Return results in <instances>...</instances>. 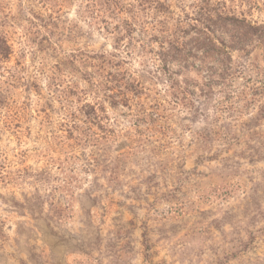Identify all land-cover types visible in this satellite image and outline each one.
Instances as JSON below:
<instances>
[{
	"label": "rangeland",
	"instance_id": "rangeland-1",
	"mask_svg": "<svg viewBox=\"0 0 264 264\" xmlns=\"http://www.w3.org/2000/svg\"><path fill=\"white\" fill-rule=\"evenodd\" d=\"M108 5L0 0V264H264L261 51L209 103L172 102L136 61L141 90L121 94L68 61L113 51L85 12ZM227 5L264 22V0Z\"/></svg>",
	"mask_w": 264,
	"mask_h": 264
},
{
	"label": "trees",
	"instance_id": "trees-1",
	"mask_svg": "<svg viewBox=\"0 0 264 264\" xmlns=\"http://www.w3.org/2000/svg\"><path fill=\"white\" fill-rule=\"evenodd\" d=\"M98 11L94 15L93 8L85 10L92 22L100 21L98 29L110 37L113 51H78L68 61L81 63V76L90 83L110 85L121 94L142 87L139 76L133 75L136 72L126 67L131 61L143 70L151 67L147 73L162 78L172 102L184 106L200 97L211 102L214 85L231 88L232 77L240 72L235 54L247 55L259 49L264 61V22L228 7L227 0H140L136 6L125 0H110L105 13H101L107 17H100ZM110 20L116 21L111 27ZM9 53V45L0 38V58ZM85 67L93 69L100 79H93V73ZM60 73L58 78L51 77L50 84L57 90L71 91L66 74ZM68 82L79 88L77 82ZM193 88L198 89L197 96Z\"/></svg>",
	"mask_w": 264,
	"mask_h": 264
}]
</instances>
